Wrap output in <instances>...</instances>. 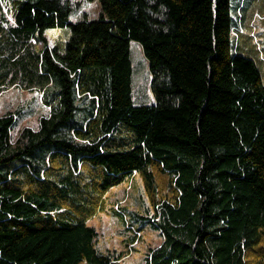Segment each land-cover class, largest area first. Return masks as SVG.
<instances>
[{
	"label": "trees",
	"instance_id": "16d2710c",
	"mask_svg": "<svg viewBox=\"0 0 264 264\" xmlns=\"http://www.w3.org/2000/svg\"><path fill=\"white\" fill-rule=\"evenodd\" d=\"M12 1L0 95L40 90L51 111L17 138L20 112L0 117V264H122L89 220L134 172L162 236L146 264H264V81L233 54L232 0ZM133 43L153 105L133 100Z\"/></svg>",
	"mask_w": 264,
	"mask_h": 264
},
{
	"label": "rangeland",
	"instance_id": "374dc122",
	"mask_svg": "<svg viewBox=\"0 0 264 264\" xmlns=\"http://www.w3.org/2000/svg\"><path fill=\"white\" fill-rule=\"evenodd\" d=\"M12 0H4L0 9L4 16L12 19ZM240 5L236 9V6ZM96 3L82 4L72 15L77 21L87 13L89 18L97 16ZM232 51L254 61L264 81V0H232ZM67 28L49 29L46 36L51 46H63ZM132 91L136 105H153L152 75L149 63L140 45L131 46ZM46 96L40 90L20 91L12 88L0 95V117L19 111L20 117L13 130L14 138L26 127L37 128L39 119L49 115L50 107ZM83 108L80 117L86 116L89 100H79ZM154 210L149 202L144 178L134 172L119 186L113 187L106 195L101 209L89 220L99 231L98 249L112 255H122V264H146L145 257L150 248L160 244V231L151 223ZM135 232V233H134ZM136 242H132L134 234ZM133 234V235H132ZM130 244V245H129ZM133 244V245H132Z\"/></svg>",
	"mask_w": 264,
	"mask_h": 264
},
{
	"label": "crops",
	"instance_id": "0c3cea01",
	"mask_svg": "<svg viewBox=\"0 0 264 264\" xmlns=\"http://www.w3.org/2000/svg\"><path fill=\"white\" fill-rule=\"evenodd\" d=\"M160 243H161V242H160ZM132 245H133V244H132ZM157 246H158V245H157ZM155 247H156V246H155ZM153 248H154V247H153ZM149 251H150V250H149ZM148 253H149V252H148ZM148 253H147V254H148Z\"/></svg>",
	"mask_w": 264,
	"mask_h": 264
}]
</instances>
